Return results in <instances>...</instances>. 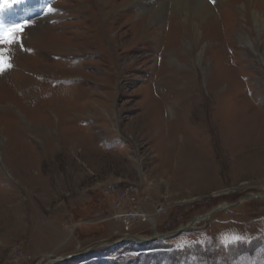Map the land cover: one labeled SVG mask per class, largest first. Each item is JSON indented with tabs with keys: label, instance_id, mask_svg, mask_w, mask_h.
I'll return each mask as SVG.
<instances>
[{
	"label": "rangeland",
	"instance_id": "374dc122",
	"mask_svg": "<svg viewBox=\"0 0 264 264\" xmlns=\"http://www.w3.org/2000/svg\"><path fill=\"white\" fill-rule=\"evenodd\" d=\"M94 4L0 11L29 23L0 73V264H264V0L195 31Z\"/></svg>",
	"mask_w": 264,
	"mask_h": 264
},
{
	"label": "bare ground",
	"instance_id": "6f19581e",
	"mask_svg": "<svg viewBox=\"0 0 264 264\" xmlns=\"http://www.w3.org/2000/svg\"><path fill=\"white\" fill-rule=\"evenodd\" d=\"M226 1L229 2V0H216V4L212 5L213 3H210L209 0H129L125 4H122L119 6V5H115L113 0H96V6H95V4L93 6V8L96 12L95 11L94 12L92 11V12L94 13V15H97V12H98L100 14V16H103L102 17V18H104L103 20H105L106 16H107L106 18L113 16V14L116 13L118 9H124L125 10L126 8L130 9V7H133V8H135V10L133 9V11H132L133 13H131V14H133L134 17L136 16V19L134 21L132 20L133 23H131V24L134 25L132 27V28H134L135 26L137 27L138 22H141L144 25L146 21L145 20L143 21V17H144L143 15H145V12L147 10H150L153 5H154L153 7H155V5H157L156 9L153 11V13H151V16H149V19L147 20L148 24H145L146 27H151L153 24H155V22H162V20H164V16H165L166 12L171 10L172 12H174L175 15L180 16L182 18V22H183L182 24L184 26H186V30L189 29V30L195 31L198 28V26H200L202 24V22L204 20H206L207 18L213 17V15L215 14L214 11H215L216 6H218L219 4L220 5L222 4V6H223V5L227 4ZM146 8H147V10H145ZM1 14H4V13L1 12ZM97 17H99V16H97ZM147 17L148 16H146V18ZM5 24H6V20L1 23L2 26H4ZM13 24L15 25L17 23L13 22ZM99 25H101V24H99ZM137 28H138L137 29V31H138L139 28L142 29L143 26L137 27ZM136 34H138V33H136ZM248 194H251V193H248ZM134 214H136V212ZM170 235L171 234H169L165 237H169ZM58 259H59L58 257H55V258L50 257L49 258V260H50L49 264L56 262Z\"/></svg>",
	"mask_w": 264,
	"mask_h": 264
},
{
	"label": "snow or ice",
	"instance_id": "6c2138e0",
	"mask_svg": "<svg viewBox=\"0 0 264 264\" xmlns=\"http://www.w3.org/2000/svg\"><path fill=\"white\" fill-rule=\"evenodd\" d=\"M18 2L19 0H0V11L11 8ZM48 11L51 12L53 9L49 8ZM27 27H29L27 21L15 25L0 26V73L5 72L12 67L10 57L6 55L8 50L7 46H11L14 43H20L22 32ZM232 239L240 240L241 237L234 236Z\"/></svg>",
	"mask_w": 264,
	"mask_h": 264
},
{
	"label": "water",
	"instance_id": "95a60500",
	"mask_svg": "<svg viewBox=\"0 0 264 264\" xmlns=\"http://www.w3.org/2000/svg\"><path fill=\"white\" fill-rule=\"evenodd\" d=\"M245 198H263V197H262V196H259V195H255V194H253V193H251V194H247V195H245L242 199H240L238 202H236V203H234V204H228V203H225V204H221V205L217 206L215 210H213L212 212L206 214V215H205V216H206L205 218L209 217V216H210L213 212H215V211H218V210H221V209H225L226 207L233 206V205H236V204H240ZM200 220H201L200 217L197 216V217H195L190 223H188L187 225H185V226L179 228L178 230L173 231V232H170V233H168V234H158L155 238H164L165 236H167V235H169V234H171V235L179 234V233H181V232H183V231H186V230L189 229L190 227L194 226L195 223H196V222H199ZM133 238H135V239L137 238V239L140 240V241H148V239H146V238H140V237H138V236H133ZM117 243H119V242H114V244H117ZM71 257H73V255L68 256V257H62V258H59L57 261L62 262V261H65L67 258H71ZM54 260H55V259H54Z\"/></svg>",
	"mask_w": 264,
	"mask_h": 264
},
{
	"label": "built area",
	"instance_id": "2783aa9c",
	"mask_svg": "<svg viewBox=\"0 0 264 264\" xmlns=\"http://www.w3.org/2000/svg\"><path fill=\"white\" fill-rule=\"evenodd\" d=\"M143 215V214H142ZM144 218V216H142ZM146 218V217H145ZM145 220V219H144ZM130 221V220H129Z\"/></svg>",
	"mask_w": 264,
	"mask_h": 264
}]
</instances>
